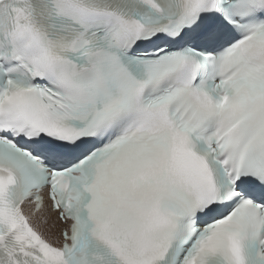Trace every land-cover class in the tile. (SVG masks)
Masks as SVG:
<instances>
[{"label":"snow or ice","instance_id":"1","mask_svg":"<svg viewBox=\"0 0 264 264\" xmlns=\"http://www.w3.org/2000/svg\"><path fill=\"white\" fill-rule=\"evenodd\" d=\"M0 264H264V0H0Z\"/></svg>","mask_w":264,"mask_h":264}]
</instances>
